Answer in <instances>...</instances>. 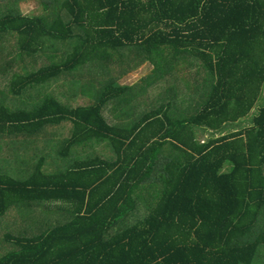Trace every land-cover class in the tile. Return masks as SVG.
<instances>
[{
    "label": "trees",
    "instance_id": "obj_1",
    "mask_svg": "<svg viewBox=\"0 0 264 264\" xmlns=\"http://www.w3.org/2000/svg\"><path fill=\"white\" fill-rule=\"evenodd\" d=\"M3 1L0 33L17 37L20 61L67 52L30 74L13 73L10 91L0 89V151L7 147L12 160L15 145L5 136L39 140L46 128L71 122L59 155L99 140L116 158L50 175L37 166L22 181L0 174V215L17 204L58 214L33 218L31 232L9 237L5 249L15 250L0 264H264V0H41L47 12L38 16L21 10L32 0ZM125 50L170 75L179 62L182 78H192L187 90L199 97L196 112L178 111L171 99L126 133L104 108L133 99L110 85L87 106L48 94L29 109L7 105L8 94L58 82L97 52L110 61V51L124 60ZM15 65L2 61L0 69Z\"/></svg>",
    "mask_w": 264,
    "mask_h": 264
},
{
    "label": "rangeland",
    "instance_id": "obj_2",
    "mask_svg": "<svg viewBox=\"0 0 264 264\" xmlns=\"http://www.w3.org/2000/svg\"><path fill=\"white\" fill-rule=\"evenodd\" d=\"M15 0H4V4H7V2L13 3ZM3 4L2 2H0ZM47 4L46 2H43L41 0H32L27 3H22L20 5L21 10L23 13L27 15H42L46 13V9L44 8V5ZM18 9V6H17ZM67 50H65L63 47H59L58 54L59 57H63ZM21 53L20 47L18 46V40L15 35H9L8 33H0V62L7 61V60H13L16 61V67H14L13 71L8 72V74H4L2 69H0V89H2L5 92L10 91V78L12 76V73H31L35 70H37L39 67L43 66L48 62L47 55L45 52L41 51L37 55H33L31 57H28V59L21 60L18 59V55ZM139 63H132L133 67L130 71L131 73L134 72V69L143 68L141 74H132L130 76V80L132 81L130 84L136 86H141V80L147 78L148 80L145 81V84L148 85L149 88L146 87L145 89H142L141 87H134L130 93H132V99L136 102L144 101L143 104L140 106V110L148 111L151 110L159 105H166L169 100L172 99V104L177 107V110L183 113H193L196 112L197 106H199L200 101L199 97L195 95L194 92L189 91L185 88L187 83L190 82L186 79H183L180 76L178 77L180 79V88L176 89L173 93L175 96H171L169 94H163L162 91L159 90V82L155 81L152 82L153 76L157 72V67L154 65H143ZM96 72H99L95 70ZM105 71H109V66L105 68ZM123 71V69H116L114 71V76H119L120 73ZM102 72V73H103ZM129 72V73H130ZM66 75V74H65ZM61 78L58 82H53L51 84H46L40 86L41 88H29L27 91H24L22 95L15 96L13 94H8V103L7 105L10 107V109H16L20 107L30 108L32 106H35L41 101L47 94L52 96H57L56 94H60L59 97H61V93L66 91L65 85L71 81V79L66 75ZM142 76V77H141ZM138 77L140 78L138 79ZM185 78H190L186 73L183 76ZM134 80V81H133ZM128 82H123V84H127ZM38 87V86H37ZM167 88H170L169 85H166ZM67 88H69V85H67ZM194 89V88H192ZM50 93V94H49ZM56 93V94H55ZM47 95V96H48ZM62 98V97H61ZM89 100L83 97H79L74 105H84L88 104ZM90 101H93L90 99ZM1 104V102H0ZM111 110V108H110ZM106 114H110L112 117L111 111L106 110ZM49 128V127H48ZM56 127L45 129L42 132L38 133L39 140L37 138H34V136H27V135H18L13 136V138H10V136H5L4 139L7 141L8 145H15L13 147H10V149L16 154L13 159L10 160L9 154L10 152L8 150L3 149L0 151V174L2 175H8L16 180H24L27 177L30 176V174L34 173L36 165H39V161L44 158V162L42 163V169L45 174H54L58 171H65V168L69 166V160H67V156L63 157L59 155V151H63V149L66 148L65 144L63 143V136L64 138L68 139L73 133V124L71 122L65 123V125L58 127V129H55ZM209 134H205L203 140H206L209 138ZM33 138V141L30 144L31 139ZM1 139V138H0ZM24 140H29L27 143H22ZM13 143V144H12ZM22 143V144H21ZM28 145V146H27ZM9 147V146H8ZM99 152L101 153V156L103 155L106 157L107 155H111L113 157L116 156V152L114 149L110 147H105V145L99 146ZM60 149V150H58ZM46 150H49L48 153L44 152ZM56 153L59 157L56 156ZM15 157L19 158L18 164L15 162ZM27 161V166L29 168H25V166L20 163V160ZM5 161V162H4ZM43 206V205H42ZM22 205H15L14 207H11V210H17L19 214L20 212H23L24 209L22 208ZM42 209H38L37 212L32 213V217H29L28 215H19L18 213H14L15 216H12L11 218H7V220L4 221L5 218L0 217V237L2 238L3 235L7 234H14L15 228L11 226L13 218H18L19 222L17 223L21 225L20 232L22 231V234L24 231H26L25 226H29L32 223H35L34 221H31L32 218H36L41 213L43 214V211H40ZM144 211V209H142ZM140 215H142L141 211L139 212ZM138 213V214H139ZM50 215L52 213L45 212V220L47 222L50 219ZM5 217V216H4ZM43 217V215H42ZM44 220V221H45ZM43 221V222H44ZM36 225V224H35ZM34 227V224L31 225ZM46 228L48 227V223L44 224ZM19 231L16 233V235H19ZM15 235V234H14Z\"/></svg>",
    "mask_w": 264,
    "mask_h": 264
},
{
    "label": "crops",
    "instance_id": "obj_3",
    "mask_svg": "<svg viewBox=\"0 0 264 264\" xmlns=\"http://www.w3.org/2000/svg\"><path fill=\"white\" fill-rule=\"evenodd\" d=\"M24 15H27L24 13ZM31 15V14H30ZM38 16V15H35ZM122 53H125V57L124 60H121L120 56H119V52L116 51H110V61L108 60H104V55L103 53L97 52L96 56L94 58H92L91 60H94V62L92 63L91 61L87 62V64H85L84 67L80 68L81 70L79 72L76 73H68L66 74L71 81L69 83H67L64 87L65 90L64 92L61 93V97L60 94H56L57 98H59L65 105H68L69 107H78V106H87V105H91L93 103H95L97 101V99H99L100 93L102 92V90H104V88L107 85H110V88H114V86L116 87H122L123 90L120 91H124L125 90V95H128L130 98L132 96V93H130V91L135 87H141L142 89H145L146 87L149 88V83L148 85L145 84V81H147L148 79L145 78L144 80L140 77H138V79L140 78L141 82V86H136V84L132 85L130 84L132 81L130 80V76L132 74H141L142 73V69L143 68H139L138 69H134V72L131 73L130 71L132 70V63H136L138 62L140 66V64L143 65H153L154 63L151 62H139L136 61L135 59L136 56L133 54V52H131L130 50H125ZM166 56H161L159 57V60H165ZM47 59L48 62L46 63H54V62H59L61 61L62 57H59L58 54L50 52L49 55H47ZM110 62V71L106 72V74H102V75H97V74H93L95 73L96 69L101 67V65H103L104 62ZM124 62L123 64H120ZM97 65V66H96ZM166 65V63H162V66ZM176 62L173 63V65L170 66H174L175 69H173L172 74L170 75L166 69L163 68V70L158 71L159 75L158 78H156L159 82V90L163 92V94H169L170 97L171 96H175V94L173 93L176 89L180 88V79L182 77V71H181V67H180V63L178 62V65L176 66ZM93 66V67H92ZM116 69H123V71L120 73L119 76H114V71ZM34 72V71H33ZM130 72V73H129ZM32 73V72H31ZM88 73H92L93 75H91V77H87L86 74ZM13 74V73H12ZM25 74V73H23ZM30 74V73H27ZM26 74V75H27ZM65 75V76H66ZM180 76V79L178 78ZM189 76V75H188ZM142 77V76H141ZM155 78V77H153ZM185 78V77H184ZM187 81H192L190 79L192 78H185ZM154 80V79H153ZM128 82L127 84H123V82ZM134 81V80H133ZM67 85H69V88H67ZM166 85H169L170 88H167ZM186 88V86H185ZM187 89V88H186ZM50 94V93H49ZM51 95V94H50ZM79 97H83L88 99L90 103L88 104H84V105H74L73 103H75V101L79 98ZM93 100V101H90ZM144 101H140V102H136L134 100H131V104H117L114 101H111L108 105L105 106L104 108V115L105 117L108 119L109 123H111V125L115 128H125L124 132H128L127 129H131L135 124H137V122L141 121V120H145L146 116L149 114V112L151 110H140V106L142 103L143 104ZM135 104V106H134ZM111 108V110H110ZM106 110L111 111L112 117L110 116V114H106ZM125 111L126 114H128L129 112V117H127V115H125L123 117V112ZM120 115V116H119ZM133 121H136V123L132 124ZM72 136V135H71ZM70 138L66 139L69 140ZM5 141V140H2ZM26 143L29 142V140H25ZM66 141H64L65 143ZM35 143V142H34ZM30 144H32V141H30ZM86 144V145H85ZM105 145V147H112L111 143L108 142H103V141H99V140H93L92 142H87V143H80L77 145H73L74 147H72L69 151V154L67 155V160H69V167H73L74 169L76 168V166L79 165L80 162H85V160L88 159H104L107 161H112L116 158L111 156V155H107L106 157H104L103 155L101 156V153L99 152V146ZM28 146V145H27ZM3 149L8 150L7 147H3ZM113 149V148H112ZM9 151V150H8ZM49 150H46L44 152L48 153ZM10 152V151H9ZM12 152H10L11 154ZM9 154V155H10ZM5 162V161H4ZM25 166V168H29V166H27V161H25V164H23ZM41 160L39 161V165L37 166H41ZM67 168V167H66ZM72 168V169H73ZM36 169V168H35ZM66 170V169H65ZM33 174V173H32ZM45 175H50V174H45ZM28 178V177H27ZM26 178V179H27ZM15 206V205H14ZM13 206V207H14ZM53 208V207H52ZM23 209H25L23 207ZM31 209V208H28ZM41 209V207H40ZM46 209V208H45ZM44 209V210H45ZM52 213V215H50V217H57L58 218V214L56 215V213L54 212V210L52 211V209H49ZM24 210L23 212H20L21 214H19V212L17 210H13L8 212V214H4V215H0V217L5 218V220H7V218H11L12 216H15L14 213H18L19 215H21V217L23 215H28L29 217H32V213H35L36 210H34L32 213L31 211H27ZM43 211V210H40ZM37 212V211H36ZM48 211H46L47 213ZM43 215V217H42ZM5 216V217H4ZM40 220L44 221L45 220V211L43 212V214L41 213V215H39ZM34 219L32 218L31 221H33ZM17 221L19 222L18 218H13L12 220V224L11 226L15 228V235L16 233L20 230L21 225H19L17 223ZM27 227L29 228L30 232L32 231V226H25L26 230ZM24 233V232H23ZM14 234H5L3 235V237H0V259H2L3 257L7 256L9 253L13 252L15 249L10 248L9 251H7V249H5L4 243L5 241H7V239L10 237V239H12V235ZM22 231H19V235H17L18 238L22 237ZM16 237V236H14Z\"/></svg>",
    "mask_w": 264,
    "mask_h": 264
}]
</instances>
